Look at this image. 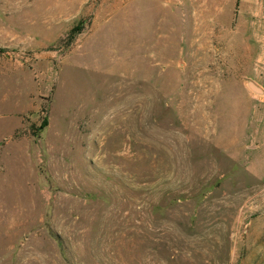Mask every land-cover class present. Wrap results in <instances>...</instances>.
I'll return each instance as SVG.
<instances>
[{
	"label": "rangeland",
	"instance_id": "374dc122",
	"mask_svg": "<svg viewBox=\"0 0 264 264\" xmlns=\"http://www.w3.org/2000/svg\"><path fill=\"white\" fill-rule=\"evenodd\" d=\"M0 264H264V0H0Z\"/></svg>",
	"mask_w": 264,
	"mask_h": 264
}]
</instances>
